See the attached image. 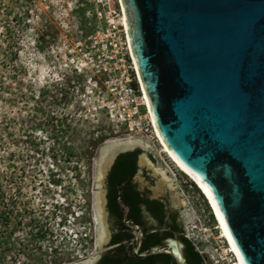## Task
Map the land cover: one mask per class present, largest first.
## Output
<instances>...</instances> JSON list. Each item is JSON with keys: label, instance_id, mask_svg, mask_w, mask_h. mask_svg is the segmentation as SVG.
Segmentation results:
<instances>
[{"label": "rangeland", "instance_id": "obj_1", "mask_svg": "<svg viewBox=\"0 0 264 264\" xmlns=\"http://www.w3.org/2000/svg\"><path fill=\"white\" fill-rule=\"evenodd\" d=\"M87 12L75 0H0V264H96L110 250L101 164L131 137L123 91L139 85L128 63L102 56L104 22ZM143 142L130 150L166 169L160 146ZM159 181L139 164L137 188L178 208L205 264H228L198 188Z\"/></svg>", "mask_w": 264, "mask_h": 264}, {"label": "water", "instance_id": "obj_2", "mask_svg": "<svg viewBox=\"0 0 264 264\" xmlns=\"http://www.w3.org/2000/svg\"><path fill=\"white\" fill-rule=\"evenodd\" d=\"M121 3L162 139L212 193L243 264H264V0ZM132 151L117 150L110 164L102 161L103 179ZM126 224L137 258L169 253L174 264H187L178 238L140 252L144 230L133 220Z\"/></svg>", "mask_w": 264, "mask_h": 264}, {"label": "trees", "instance_id": "obj_3", "mask_svg": "<svg viewBox=\"0 0 264 264\" xmlns=\"http://www.w3.org/2000/svg\"><path fill=\"white\" fill-rule=\"evenodd\" d=\"M69 122L64 118L63 125ZM69 129L70 126H67ZM140 150L120 155L115 161L107 177V209L113 221V236L110 242V250L105 252L96 264H174L172 255L169 253L154 254L144 259L134 255L135 234L132 228L124 220L121 201L130 207L129 218L137 225L145 228V237L140 247L144 252L154 245L160 244L167 237L173 236L170 233H162L154 230L153 225L147 224L143 216V207L159 225L164 217V205L161 200L149 201L144 198L134 183L138 172V159ZM177 214L170 220L175 223ZM186 246L188 264H205L204 258L196 250L192 242L182 238Z\"/></svg>", "mask_w": 264, "mask_h": 264}, {"label": "built area", "instance_id": "obj_4", "mask_svg": "<svg viewBox=\"0 0 264 264\" xmlns=\"http://www.w3.org/2000/svg\"><path fill=\"white\" fill-rule=\"evenodd\" d=\"M75 2L79 3V7L87 8L88 15L93 12L92 16H95L96 14L98 20L100 19L104 22L105 29L102 33L99 32V39L102 44V56L106 60H116L120 63H128L137 76L138 73L134 65L127 30L123 22L125 13L121 0H75ZM64 3H66V0H64ZM61 8H63L64 12L67 13L64 6ZM98 42L99 41H96V44H98ZM137 79L139 85L138 88L132 84L125 87L123 91L125 99L124 103L126 107L129 108V121L126 123L127 133L132 138H137L138 140L140 139L146 142L148 141L156 146L159 144V139L157 138L153 122L145 109V97L141 88L139 76ZM158 151L159 160L163 163L165 168L168 169L170 167L173 169V172H175L174 175L176 183L183 194L185 193V188H193V184L190 182L188 177L182 174V172L175 167V164L170 157L166 153H161V150ZM169 174L172 177L171 172ZM210 216L212 217L211 213ZM188 240L192 242L189 237ZM201 244H205V242H201ZM198 252L202 255L204 261L206 262L205 257L206 255H209V252L206 249ZM212 258L214 257L212 256ZM218 259L219 258L214 259L212 264H219L220 260Z\"/></svg>", "mask_w": 264, "mask_h": 264}, {"label": "bare ground", "instance_id": "obj_5", "mask_svg": "<svg viewBox=\"0 0 264 264\" xmlns=\"http://www.w3.org/2000/svg\"><path fill=\"white\" fill-rule=\"evenodd\" d=\"M124 10V9H123ZM124 25L126 27V18L124 16ZM133 56V55H132ZM134 61V59H133ZM135 65V63H134ZM136 67V66H135ZM140 80V79H139ZM142 88V86H141ZM143 91V89H142ZM144 94V92H143ZM145 97V95H144ZM145 109L146 112L148 113V116L151 118L154 128H155V132L157 135V138L159 139V146H160V152L161 153H166L170 159L173 161V163L175 164V167L178 168L182 174H184L185 176L188 177V179L190 180L191 183H193L196 188H198L199 192L202 194V196L205 198L207 204L209 205V209L211 211L212 216L214 217V221H215V226L213 228V230L218 231V240L223 246L222 250V259L225 262H228V264H243L242 260L240 259L239 255L237 254L235 247L231 241V238L227 232L221 211L212 195V193L210 192V190L206 187V185L203 183V181L201 179H199L194 173H192L190 170H188L178 159L177 157L169 150L168 146L166 145V143L164 142V140L162 139L150 113H149V109H148V104L145 98ZM112 145L108 148V152L105 153V158L103 160L104 164H110L112 161V157L115 154V152L117 150H121V151H127L130 149H133L137 146H141L143 147V149L146 151L149 148V145L144 144V142L142 140H138L135 138H127L124 140H116L113 141L111 143ZM139 164L143 167H148L150 169H152L154 171V173L159 177V187L163 188L164 185L167 184H171V186L173 187V182L176 181L175 179V172H173V169H171L170 167L166 170V169H159L156 168L148 159L147 154L144 153L139 157ZM108 167V166H107ZM171 170V171H170ZM168 172L172 174V178L170 176H168ZM102 176L104 177V173H102ZM102 195V194H101ZM176 196V195H175ZM177 197V196H176ZM178 198V197H177ZM101 202L104 203V196H101ZM179 199V198H178ZM180 204H184V201H182ZM103 206V205H102ZM101 208V207H100ZM218 229V230H216ZM105 233V232H104ZM105 235V234H104ZM213 238H215L213 236V234H211ZM216 240V239H215ZM108 238L106 240H104L103 242H107ZM226 243V244H225ZM232 258V260H231Z\"/></svg>", "mask_w": 264, "mask_h": 264}, {"label": "flooded vegetation", "instance_id": "obj_6", "mask_svg": "<svg viewBox=\"0 0 264 264\" xmlns=\"http://www.w3.org/2000/svg\"><path fill=\"white\" fill-rule=\"evenodd\" d=\"M139 191L144 193L143 197L148 199L149 201L157 200V199L150 198L148 196L147 192H144L141 190H139ZM161 201L164 205V211H165L162 223L158 225L155 222V220L153 218H151V216L149 215V213L146 210V207H143L142 213H143L145 221H147V224L153 225L152 228L154 230L161 231L162 233L172 234L173 236H170V237H176L180 241L182 240V238L188 239V236L186 235V232H185L184 218H182L180 216L179 212L177 211L178 208H176L174 205H172L170 201H167V200H161ZM125 206L128 208L127 210H126ZM125 206H122L124 220L125 221L132 220L129 218L130 207L127 204ZM175 214H177V219L175 220V223H172L170 220L172 219V217H175ZM143 230H144V237H145V228H143ZM144 237H143V240H144ZM167 238H169V237H167ZM143 240H142V242H143ZM184 248H185V252H186L185 244H184ZM186 257H187V252H186ZM187 264H188V262H187Z\"/></svg>", "mask_w": 264, "mask_h": 264}]
</instances>
